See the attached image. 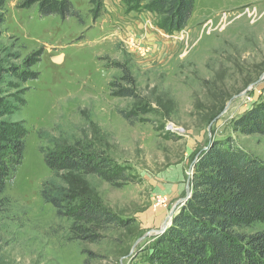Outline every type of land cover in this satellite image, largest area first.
I'll list each match as a JSON object with an SVG mask.
<instances>
[{
    "label": "rangeland",
    "instance_id": "1",
    "mask_svg": "<svg viewBox=\"0 0 264 264\" xmlns=\"http://www.w3.org/2000/svg\"><path fill=\"white\" fill-rule=\"evenodd\" d=\"M25 1L5 0L0 26V101L11 109L3 120L28 131L23 163L0 197V264L142 262L213 140L232 137L264 161V137L232 125L264 100V80L255 85L264 75V0H197L187 28L173 35L122 0L99 8L70 0L80 17L67 19L41 17ZM38 51L37 79L20 82L11 71ZM123 71L138 98L114 96V84L129 88ZM120 112L140 120L132 125ZM54 140L90 147L124 171L128 182L86 176L81 189L125 227L109 228L98 243L73 239L72 222L41 194L53 177L41 148ZM159 196L165 205L156 206Z\"/></svg>",
    "mask_w": 264,
    "mask_h": 264
},
{
    "label": "trees",
    "instance_id": "2",
    "mask_svg": "<svg viewBox=\"0 0 264 264\" xmlns=\"http://www.w3.org/2000/svg\"><path fill=\"white\" fill-rule=\"evenodd\" d=\"M102 1L91 2L99 8ZM196 1L122 0L129 11L155 15L157 27L169 35L187 28ZM4 6L5 0H0V26L5 20ZM33 7H38L41 17H80L70 0H26L22 4L23 9ZM41 57V51L32 54L25 60L24 69H13L11 74L22 83L37 79L32 68ZM123 72V81L129 88L114 84L119 88L114 96L138 98L134 79L128 71ZM10 112L0 101V197L23 163L28 134L24 122L3 120ZM120 114L132 125L140 120L139 114ZM232 125L241 136L264 137V100ZM41 152L53 173L42 186L43 200L58 218L72 222L74 240L98 243L109 228L126 226L97 198L81 189L86 176H97L112 186L128 182L124 171L111 159L90 147L60 140L43 146ZM190 185L191 198L174 216L167 231L157 237L146 260L136 264H264V229L253 230L258 224L264 225V161L237 145L232 137L215 139L199 155Z\"/></svg>",
    "mask_w": 264,
    "mask_h": 264
},
{
    "label": "water",
    "instance_id": "3",
    "mask_svg": "<svg viewBox=\"0 0 264 264\" xmlns=\"http://www.w3.org/2000/svg\"><path fill=\"white\" fill-rule=\"evenodd\" d=\"M264 80V75L261 76V78L257 81V83H255V85L260 84L262 81ZM192 196V188L191 185L189 184L188 188H187V196L185 199H183L182 201H180L177 206L173 209L172 213L170 214V218L167 219L165 221V223L162 225L161 229L159 231H156V235L160 236L162 234H164L167 229L171 226L172 224V220L174 218L175 215H177V213L179 212V207H183L185 205V203L191 198ZM180 205V206H179Z\"/></svg>",
    "mask_w": 264,
    "mask_h": 264
},
{
    "label": "built area",
    "instance_id": "4",
    "mask_svg": "<svg viewBox=\"0 0 264 264\" xmlns=\"http://www.w3.org/2000/svg\"><path fill=\"white\" fill-rule=\"evenodd\" d=\"M158 202L156 204V206H160L161 204H166V200L164 198H162L161 196L157 197Z\"/></svg>",
    "mask_w": 264,
    "mask_h": 264
},
{
    "label": "bare ground",
    "instance_id": "5",
    "mask_svg": "<svg viewBox=\"0 0 264 264\" xmlns=\"http://www.w3.org/2000/svg\"><path fill=\"white\" fill-rule=\"evenodd\" d=\"M169 218H170V217L168 216V218H167V219H169ZM167 219H166V220H167Z\"/></svg>",
    "mask_w": 264,
    "mask_h": 264
}]
</instances>
